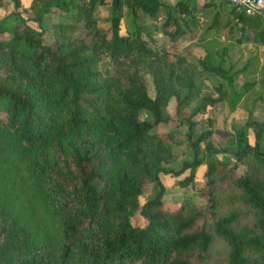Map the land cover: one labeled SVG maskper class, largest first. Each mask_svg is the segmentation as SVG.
I'll use <instances>...</instances> for the list:
<instances>
[{
  "label": "trees",
  "instance_id": "trees-1",
  "mask_svg": "<svg viewBox=\"0 0 264 264\" xmlns=\"http://www.w3.org/2000/svg\"><path fill=\"white\" fill-rule=\"evenodd\" d=\"M10 1L13 22L0 21V33L10 34L0 38V264H264V115L256 118L251 108L232 147L223 149L208 140L211 129L196 132L193 120L226 100L221 86L182 116L199 90L171 56L195 21L194 0H176L174 7L110 0L108 29L95 16L106 0H31L27 8ZM204 5L217 9L212 27L225 14L221 26L240 32L238 44L264 45V18L228 0ZM125 7L134 28L122 33ZM53 11L62 22L51 24L49 42L44 15ZM160 11L172 46L158 44L156 26L145 22ZM79 24L86 33L70 37ZM199 64L232 84L230 70L210 55ZM253 86L244 82V91ZM242 97L234 94L229 105ZM170 102L173 115L165 113ZM257 102L264 105V84ZM182 124L193 157L175 169L176 131L158 129ZM221 151L234 160L212 158ZM202 165L204 208L190 199L165 205L160 175L178 177L184 187ZM151 183L159 189L142 200ZM137 212L142 226L131 221ZM215 236L227 245L226 256L211 252Z\"/></svg>",
  "mask_w": 264,
  "mask_h": 264
},
{
  "label": "rangeland",
  "instance_id": "rangeland-1",
  "mask_svg": "<svg viewBox=\"0 0 264 264\" xmlns=\"http://www.w3.org/2000/svg\"><path fill=\"white\" fill-rule=\"evenodd\" d=\"M23 7L27 8L31 0H21ZM168 6H173L176 0H161ZM220 0H217V3ZM208 0H194V10L192 14L195 17L191 29L188 33L180 37L179 44L174 46L171 58L176 60L180 58L182 67L186 72L193 74L196 88L199 90L198 95L193 99L190 106L182 110V116H187L192 107L199 103L202 96L210 95L217 96L215 88L221 86L224 90L226 100L218 103L215 106H208L206 111L199 112L193 116L196 123V132L211 129L212 134L208 138L214 148L223 149L231 148L234 139L235 131L246 121L248 111L253 108V116L262 119L264 115V105L260 102L253 104V99L257 97L260 90L261 79L264 78V45L256 44L253 42H244L238 44L236 38H239L240 32L233 27H223L222 22L224 15L220 16V23L218 26L212 27V21L217 11L215 6L208 7L204 3ZM13 11V6L10 0H4L3 6L0 8V21L5 19L4 25L8 26L13 22V18L7 17ZM110 15V0H106L104 4L96 6L95 16L99 18V26L103 29L109 28V21L107 17ZM27 16V12L23 13ZM165 20L163 11L158 13L155 20L146 19V23L156 26L153 32V37L161 46L167 43L172 46V42L167 40V36L161 31V25ZM62 22V17L57 11L49 12L44 15V25L49 28L45 35V40L51 41L53 34L50 30L51 24ZM30 25L35 27L34 22H29ZM122 33L130 32L134 28V21L129 15L128 9H123V17L120 22ZM86 33L82 24L74 32H69V36H83ZM8 32L0 33V38H8ZM225 49V51H224ZM205 54L210 55L214 63H220L224 69H229L233 75L232 84L228 83L221 77L202 71L199 64V58ZM101 68L105 71L107 67L106 61L101 64ZM244 82H253L254 86L249 91H244ZM146 86L150 96H154V87L151 76H146ZM243 92V97L235 105L230 106L229 100L236 93ZM175 104L170 102L165 108V113L173 115ZM143 116H146L142 113ZM161 133L170 130L176 131L175 142L173 144L174 161L170 164L173 168H179L184 161H189L193 157L191 147L188 145L185 134L187 132V125L182 124L177 127L169 126L166 128L158 129ZM250 141H253V134L248 131ZM201 154L205 156L203 145L200 146ZM213 159H222L233 161L232 154L227 152L214 153ZM188 171V170H187ZM186 171V173H187ZM205 166L202 165L197 168L194 181L188 186H180L178 184V177L161 174L160 181L164 186L163 201L165 205L178 204L181 200L190 199L197 207L203 209L205 206V198L200 194V188L203 186V173ZM159 189L157 183H151L142 195V200L151 198ZM134 225L142 226L144 224L143 218L137 212L131 219ZM211 252L217 256H226L228 254V247L218 236L214 237L211 245Z\"/></svg>",
  "mask_w": 264,
  "mask_h": 264
},
{
  "label": "built area",
  "instance_id": "built-area-1",
  "mask_svg": "<svg viewBox=\"0 0 264 264\" xmlns=\"http://www.w3.org/2000/svg\"><path fill=\"white\" fill-rule=\"evenodd\" d=\"M248 15H258L264 18V0H228Z\"/></svg>",
  "mask_w": 264,
  "mask_h": 264
}]
</instances>
